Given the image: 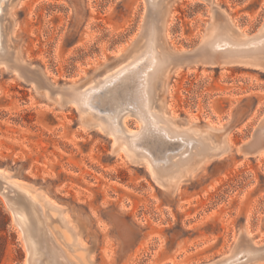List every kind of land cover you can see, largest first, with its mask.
I'll return each instance as SVG.
<instances>
[{"label": "rangeland", "instance_id": "rangeland-1", "mask_svg": "<svg viewBox=\"0 0 264 264\" xmlns=\"http://www.w3.org/2000/svg\"><path fill=\"white\" fill-rule=\"evenodd\" d=\"M157 18L164 53L188 56L228 24L239 39L259 34L264 0H166ZM146 20V0L8 1L0 170L63 210L82 264H215L264 249V62L165 68L162 123L212 156L163 181L64 101L62 90L93 86L133 61ZM213 24L220 32L210 33ZM122 128L140 125L130 116ZM26 255L0 196V264H25Z\"/></svg>", "mask_w": 264, "mask_h": 264}, {"label": "bare ground", "instance_id": "bare-ground-1", "mask_svg": "<svg viewBox=\"0 0 264 264\" xmlns=\"http://www.w3.org/2000/svg\"><path fill=\"white\" fill-rule=\"evenodd\" d=\"M8 1L0 0V65L4 66L6 64L1 59L5 53H10L4 43L2 23ZM146 1L147 20L141 27L143 42L134 60L111 75L102 77L93 86L71 88L61 93L66 103L73 104L90 118L91 125L101 126L113 141L125 144L127 154L131 156L129 159L150 165L163 181L212 154L202 140L182 132H171L162 123L156 105L157 80L166 67H180L181 62L190 60L186 55L174 56L161 49L162 35L155 29L160 24L157 14L166 0ZM227 28L214 40L207 36L201 43L204 54H208L209 58L219 54L214 59L224 66L255 65L252 60L256 59L264 62V26L259 34L247 39L231 34L229 24ZM216 32H220V28L213 24L210 33ZM130 116H134L140 125V130L131 134L122 128L123 119ZM0 184V196L9 193V202L4 200L26 245L25 264L29 256L32 264H82L76 255L82 246L77 235L70 233L72 229L61 208L38 192L37 195L31 194L25 183L16 182L1 170ZM262 260L264 249L247 247L233 251L215 264H257Z\"/></svg>", "mask_w": 264, "mask_h": 264}, {"label": "water", "instance_id": "water-1", "mask_svg": "<svg viewBox=\"0 0 264 264\" xmlns=\"http://www.w3.org/2000/svg\"><path fill=\"white\" fill-rule=\"evenodd\" d=\"M219 56V54H215V55H213V56H211L210 58H211V60L209 61V55L208 54H204L203 53V49H202V47L200 46V47H198L197 49H194V50H192L189 54H188V58H189V60L191 61V62H193V63H200V64H202V65H206V66H210V67H215V68H218V67H221V66H224V64L223 63H221V62H219V61H217L216 59H214V58H216V57H218ZM213 57V58H212ZM203 58L204 59H206V60H203ZM202 60V61H201ZM244 148V147H243ZM1 189H2V185L0 184V192H1ZM1 196L7 201V202H9V193L8 194H1ZM7 207L9 208V210H10V207L7 205ZM27 264H32L31 263V256H29L28 258H27Z\"/></svg>", "mask_w": 264, "mask_h": 264}, {"label": "trees", "instance_id": "trees-1", "mask_svg": "<svg viewBox=\"0 0 264 264\" xmlns=\"http://www.w3.org/2000/svg\"><path fill=\"white\" fill-rule=\"evenodd\" d=\"M4 224H5V222H4Z\"/></svg>", "mask_w": 264, "mask_h": 264}]
</instances>
